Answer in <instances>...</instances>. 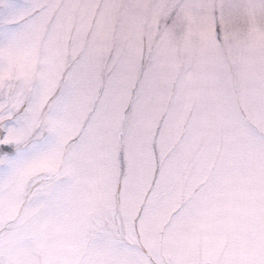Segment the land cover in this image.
Instances as JSON below:
<instances>
[{"label": "snow or ice", "instance_id": "snow-or-ice-1", "mask_svg": "<svg viewBox=\"0 0 264 264\" xmlns=\"http://www.w3.org/2000/svg\"><path fill=\"white\" fill-rule=\"evenodd\" d=\"M0 264H264V0H0Z\"/></svg>", "mask_w": 264, "mask_h": 264}, {"label": "rangeland", "instance_id": "rangeland-1", "mask_svg": "<svg viewBox=\"0 0 264 264\" xmlns=\"http://www.w3.org/2000/svg\"><path fill=\"white\" fill-rule=\"evenodd\" d=\"M18 2H22V0H18Z\"/></svg>", "mask_w": 264, "mask_h": 264}]
</instances>
